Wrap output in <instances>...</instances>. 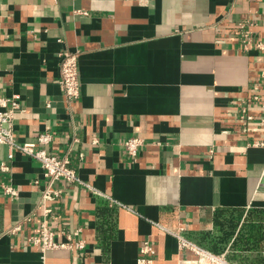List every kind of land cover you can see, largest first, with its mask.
Here are the masks:
<instances>
[{
  "label": "crops",
  "instance_id": "1",
  "mask_svg": "<svg viewBox=\"0 0 264 264\" xmlns=\"http://www.w3.org/2000/svg\"><path fill=\"white\" fill-rule=\"evenodd\" d=\"M241 19L253 23L249 50ZM260 41L264 0H0V91L24 108L15 137L51 131L49 150H70L79 176L101 192L59 183L65 195L49 202V226L59 242L80 228L86 246L44 255L28 243L42 219L43 169L18 148L8 159L0 143V166L11 167L0 169V186L19 190L13 198L0 187V264H138L147 239L154 264L192 256L158 223L184 226L233 262L264 264V240L250 237L264 232V148L249 146L264 124L242 131L234 117L264 70ZM65 48L80 51L71 104L59 80ZM132 135L147 141L135 160L124 144Z\"/></svg>",
  "mask_w": 264,
  "mask_h": 264
},
{
  "label": "built area",
  "instance_id": "2",
  "mask_svg": "<svg viewBox=\"0 0 264 264\" xmlns=\"http://www.w3.org/2000/svg\"><path fill=\"white\" fill-rule=\"evenodd\" d=\"M80 13L87 12L81 11ZM252 24V21L249 19H241L236 24L239 41L242 43L244 50H249L254 43L251 32ZM255 44L257 48L264 49V42L260 41ZM79 56V50H71L69 48H65L57 54L60 66L59 80L69 104L77 99L81 92ZM251 90L252 93L249 97H239L234 104L236 106L234 113L235 122L240 124L242 131H247L248 125L254 121H260L264 124V70L253 81ZM252 103L258 108L253 107ZM23 110L24 108L18 96H5L0 91V143L9 148L8 159L13 157V149L18 148L40 163L46 178V185L42 190L39 200V204L43 207L42 219L37 223L38 232L30 236L28 243L39 246L44 255L49 250L57 248L83 250L86 246V241L79 237L80 228L75 229L67 235L68 241L59 242L57 240V232L49 226V220L53 214V208L49 202L56 201L65 195L64 188L59 184L63 181L69 184L86 186L93 194L101 195V192L79 176L75 165L72 163L70 150L63 154H56L49 150V146L54 139V134L51 131L44 130L40 132L37 138L32 141L20 142L15 137L16 114ZM76 142L77 139L75 138L69 149L74 148ZM146 143V139L142 136H130L124 143L127 155L135 160ZM249 146L264 148V133L258 138H253L249 142ZM210 152L213 153L214 150L210 149ZM83 157L84 153H80V158ZM10 168L8 161L1 163V170L9 171ZM260 182L264 184V168ZM0 187L2 193L13 198H18L19 190L13 185L11 180L3 181ZM110 199L113 200L111 197ZM158 225L177 238L179 250L187 249L192 253L190 257H179L174 264H240L231 261L226 252L212 251L188 238L184 233L185 227L182 225L176 228L159 223ZM20 226L19 223L13 226L10 232L16 233L20 229ZM140 252L141 256L137 260L138 264H154L151 255L156 251L149 239L143 242Z\"/></svg>",
  "mask_w": 264,
  "mask_h": 264
},
{
  "label": "trees",
  "instance_id": "3",
  "mask_svg": "<svg viewBox=\"0 0 264 264\" xmlns=\"http://www.w3.org/2000/svg\"><path fill=\"white\" fill-rule=\"evenodd\" d=\"M250 237L255 240L256 244V242L258 243L264 240V232H262V230L258 228L254 233L250 235Z\"/></svg>",
  "mask_w": 264,
  "mask_h": 264
}]
</instances>
